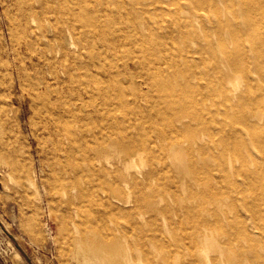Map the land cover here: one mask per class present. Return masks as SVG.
<instances>
[{
    "label": "bare ground",
    "instance_id": "bare-ground-1",
    "mask_svg": "<svg viewBox=\"0 0 264 264\" xmlns=\"http://www.w3.org/2000/svg\"><path fill=\"white\" fill-rule=\"evenodd\" d=\"M1 1L0 121L4 73L77 249L264 264V0Z\"/></svg>",
    "mask_w": 264,
    "mask_h": 264
},
{
    "label": "rangeland",
    "instance_id": "rangeland-1",
    "mask_svg": "<svg viewBox=\"0 0 264 264\" xmlns=\"http://www.w3.org/2000/svg\"><path fill=\"white\" fill-rule=\"evenodd\" d=\"M187 14L198 25L201 17L192 11ZM2 29L7 36V26ZM237 75L236 81H240L242 75ZM2 76L1 103L9 118L0 121V264H99L92 251L77 249L68 237L62 212L54 204L58 197L45 187L47 164L32 126L31 108L17 97L5 103L9 102L6 85L10 78L4 73ZM14 159L20 162L19 168ZM30 175L36 188L28 181ZM148 247H152L150 241ZM142 264H147L144 259Z\"/></svg>",
    "mask_w": 264,
    "mask_h": 264
}]
</instances>
